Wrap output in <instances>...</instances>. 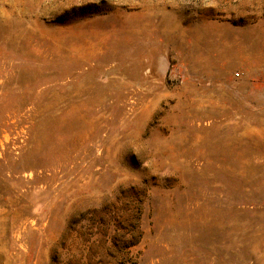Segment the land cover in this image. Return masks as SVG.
I'll return each instance as SVG.
<instances>
[{"label": "rangeland", "instance_id": "374dc122", "mask_svg": "<svg viewBox=\"0 0 264 264\" xmlns=\"http://www.w3.org/2000/svg\"><path fill=\"white\" fill-rule=\"evenodd\" d=\"M130 187L131 264H264V0H0V264Z\"/></svg>", "mask_w": 264, "mask_h": 264}, {"label": "trees", "instance_id": "16d2710c", "mask_svg": "<svg viewBox=\"0 0 264 264\" xmlns=\"http://www.w3.org/2000/svg\"><path fill=\"white\" fill-rule=\"evenodd\" d=\"M144 188L130 187L100 207L77 212L51 252V264H131L142 237Z\"/></svg>", "mask_w": 264, "mask_h": 264}]
</instances>
